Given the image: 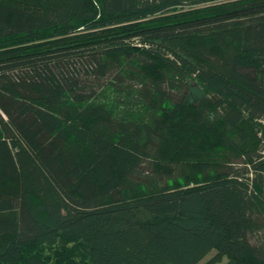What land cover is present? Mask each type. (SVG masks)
<instances>
[{"label":"trees","instance_id":"1","mask_svg":"<svg viewBox=\"0 0 264 264\" xmlns=\"http://www.w3.org/2000/svg\"><path fill=\"white\" fill-rule=\"evenodd\" d=\"M264 0H0V264H264Z\"/></svg>","mask_w":264,"mask_h":264},{"label":"rangeland","instance_id":"2","mask_svg":"<svg viewBox=\"0 0 264 264\" xmlns=\"http://www.w3.org/2000/svg\"><path fill=\"white\" fill-rule=\"evenodd\" d=\"M264 151V150H263ZM214 251L209 252L203 259H201L197 264H203L212 254ZM226 260V257H222L219 261H215L212 264H223Z\"/></svg>","mask_w":264,"mask_h":264}]
</instances>
